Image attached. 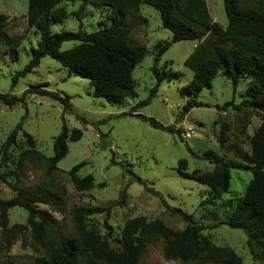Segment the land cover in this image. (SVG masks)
<instances>
[{
	"label": "rangeland",
	"instance_id": "374dc122",
	"mask_svg": "<svg viewBox=\"0 0 264 264\" xmlns=\"http://www.w3.org/2000/svg\"><path fill=\"white\" fill-rule=\"evenodd\" d=\"M205 2L212 20L225 28L227 19L223 1ZM239 3L243 8L249 7L251 0H239ZM81 5L78 0L61 4L67 17L60 24H53L51 32H76L81 26L83 31L91 33L110 25L107 9L86 4L78 11ZM27 6L28 0H0V14L8 18L6 33L11 37H23L17 61L10 60L6 48L0 43V93L20 97L30 88L45 86L41 88L69 97L74 112H65L59 102L39 95L27 94L24 104L14 106L0 102V167L5 177L4 181L0 180V199L8 200L16 196L12 186L35 192L44 199V203L37 205L38 208L47 211L56 220L63 234L70 235L74 229V210L104 207L118 200L120 192L126 188L124 204L113 207L108 217L104 214L91 215L84 216L83 220L87 229L107 239L116 251L123 225L136 217H145L147 221L160 220L173 231L183 230L186 223L182 218L168 212L137 178L159 193L170 208L179 209L190 215L194 222L201 223L205 227L202 236L213 245L232 249L243 264H261L252 260L245 245L246 237L241 231L220 224L252 178L251 169L232 151L236 147L250 154V138L260 124L253 110L234 108L245 97L246 82L233 90L228 80L217 75L210 89H203L197 98L206 107L192 109L182 122L177 121L185 102L178 90L192 78V72L184 67V61L193 51H198L197 61L206 64L214 49L224 47V43H213L210 38L171 43L157 64V70L164 77L158 93L147 106L137 109L138 114L164 126L181 128V142L177 135L155 130L136 118L121 116L147 98L155 85L150 69L156 45L171 42V33L162 28L159 15L152 7L140 5L129 37L133 45H144L147 49L145 58L132 73L136 97L109 103L93 96L89 81L69 74L49 57L42 58L38 67L18 78L12 87V77L28 64L30 49L36 48L39 39L33 29L27 28ZM76 45V42H65L61 50L66 51ZM226 103L233 106L225 109L223 105ZM18 123H22V130L34 140V150L45 157H52L53 141L63 123L69 131L80 130L82 138L67 143L68 154L49 173L42 163L26 157L19 161L29 150L20 131L15 136V143L3 154V144ZM218 137L225 140L223 148L219 147ZM205 154H208L207 159H202ZM214 158L230 167V186L221 197L178 173L181 161L185 162L182 167L184 174L194 170L210 172L213 169L210 161ZM81 163L84 165L77 175L80 178L91 175L94 187L77 192L68 171ZM48 191L58 195L60 202L52 201ZM8 218L9 226L26 225L27 213L22 208H12ZM163 245L161 236H152L139 264H181L164 259ZM37 256L31 232L27 229L3 252L1 259L12 260L16 264H34Z\"/></svg>",
	"mask_w": 264,
	"mask_h": 264
},
{
	"label": "trees",
	"instance_id": "16d2710c",
	"mask_svg": "<svg viewBox=\"0 0 264 264\" xmlns=\"http://www.w3.org/2000/svg\"><path fill=\"white\" fill-rule=\"evenodd\" d=\"M76 0H28L27 28L33 29L38 35L36 48L30 49V60L24 69L12 77V87L18 78L24 77L39 66L40 60L49 57L65 68L69 74L77 75L89 81L95 98H103L109 103L135 98V84L132 73L136 66L145 58L147 49L144 45H133L130 41L133 18L138 13L140 5L152 7L159 15L162 28L171 33V42L156 45V53L151 72L155 85L147 98L130 109L129 116L147 123L151 128L172 135H177L180 141L181 128L164 126L152 118L137 113V109L147 106L158 93L163 82V74L157 70L160 57L167 51L171 43L182 41L198 42L202 38L224 43V47L215 48L211 59L206 63L198 62V51H193L184 61V67L192 72L191 81L179 88L181 98L185 100L178 115V122L195 108L206 107L197 100L203 89H210L212 80L220 75L229 81L235 90L245 83V97L234 106L235 109L248 108L256 112L260 121L258 128L250 138V154L233 147L232 151L242 163L251 169L252 178L247 184L242 196L221 225L241 231L246 237V248L253 261L264 264V0H251L249 7H241L239 0H222L227 19L223 28L214 22L209 15L205 0H78L82 2L78 11L84 5L102 7L108 10V27L86 33L81 26L76 32L52 33L51 26L60 24L67 17L63 3ZM129 19V20H128ZM7 16L0 14V43L6 48L11 61H17L18 48L23 39L11 37L6 33ZM65 42H76L73 48L62 51ZM218 42V43H219ZM197 61V62H196ZM195 66V67H194ZM38 86L26 90L22 96H9L0 93V102L6 106L24 104L27 94L39 95L59 102L65 112L73 113L69 97L44 90ZM233 106L230 103L223 108ZM80 119V118H79ZM21 132L28 149L24 157L42 163L50 173L68 154L67 143H74L82 138L78 129L68 130L63 123L60 132L53 141L52 157H45L36 150L32 137L22 130L18 123L3 144V154L15 143V136ZM219 147L223 148L225 140L217 138ZM186 146L189 153L190 148ZM205 154L202 159H207ZM215 159V158H214ZM213 169L210 172L192 171L184 174L182 168L185 162H179L178 173L185 179L206 186L216 197L228 192L230 186V167L210 161ZM83 163L68 171L70 181L77 192L91 190L94 180L91 175L80 178L77 175ZM0 180L5 177L1 172ZM151 195L158 198L162 206L171 214L178 215L186 223L181 231L167 228L160 220L147 221L145 217H136L125 222L117 239L118 250L110 247L107 239L101 238L84 225V216L102 215L108 217L113 207L121 206L125 201L124 188L119 199L104 207L80 208L74 210V229L70 235L61 232L52 216L38 208L44 203L43 197L27 189H18L16 196L0 199V264H16L12 260H2L1 255L7 251L27 229L31 232V240L38 256L34 264H139L142 260L146 244L154 235L164 240L163 257L167 261L181 264L204 262L211 264H243L240 257L228 247L213 245L209 239L202 236L205 227L194 222L192 217L179 209L170 208L163 197L142 183ZM52 201L60 202L58 195L47 192ZM22 208L27 213L26 225L9 226L8 212L12 208Z\"/></svg>",
	"mask_w": 264,
	"mask_h": 264
}]
</instances>
